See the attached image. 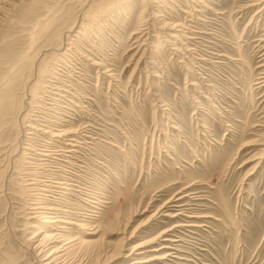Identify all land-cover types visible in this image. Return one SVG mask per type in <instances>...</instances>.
<instances>
[{"label":"rangeland","instance_id":"1","mask_svg":"<svg viewBox=\"0 0 264 264\" xmlns=\"http://www.w3.org/2000/svg\"><path fill=\"white\" fill-rule=\"evenodd\" d=\"M252 2L0 0V264L48 263L53 234L72 244L49 264H128L168 238L145 264H264ZM40 196L66 222L29 218Z\"/></svg>","mask_w":264,"mask_h":264},{"label":"bare ground","instance_id":"2","mask_svg":"<svg viewBox=\"0 0 264 264\" xmlns=\"http://www.w3.org/2000/svg\"><path fill=\"white\" fill-rule=\"evenodd\" d=\"M253 2L252 3H254V5H257V4H259V3H261V5L264 7V0H252ZM262 10V9H261ZM260 10V11H261ZM259 11V12H260ZM179 31V30H178ZM171 36H175L174 34L173 35H171ZM174 38V37H173ZM264 48V47H263ZM24 63V62H23ZM12 84V83H11ZM70 133V132H69ZM61 135V134H60ZM55 136H56V134H55ZM59 136V135H58ZM61 136H63V135H61ZM261 143V142H260ZM261 145H262V149H261V154H264V140L262 141V143H261ZM260 156V155H259ZM262 157V156H261ZM261 157H257L258 159H260ZM258 164H260V160L258 161V162H256L255 163V168L257 167V166H259ZM32 193V192H31ZM34 194V193H33ZM34 198V197H33ZM182 198V196H178V197H174L172 200H169L168 201V203L170 204V203H172L170 206H168V205H166V204H163L162 205V207L161 208H164V207H167V209H169V208H171V207H173V206H176L177 204H176V202L178 201V200H180ZM37 201H36V203H34V205L33 206H35L34 208H32V211H31V214H32V216H29V218H32V219H39V220H41V222H42V220L44 221V222H46L49 226H52V227H56V226H60V223L61 222H66V221H64V220H60V219H58L57 218V216H52V215H49L48 213H44L43 211V209L45 208L43 205H39V203H40V200H42L41 199V196L40 197H38L37 199H36ZM48 205V204H47ZM182 205V204H181ZM175 208V207H174ZM31 209V208H30ZM50 209V208H49ZM53 209V208H52ZM55 209V208H54ZM57 209V208H56ZM55 211V210H54ZM165 211H167V210H165ZM179 212V211H178ZM168 213H169V211H168ZM180 213V212H179ZM163 214H165L166 215V212H163ZM171 214V213H170ZM178 214V213H177ZM177 214L176 215H172V216H177ZM168 215V214H167ZM59 216V215H58ZM171 216V215H170ZM171 216V217H172ZM67 220V219H66ZM43 222V223H44ZM74 223V222H73ZM67 224V223H66ZM68 224H70V222L68 223ZM190 224V223H189ZM195 224V223H194ZM193 223H191L190 224V226H195ZM41 225V224H40ZM77 225V224H76ZM179 225V224H178ZM185 225V224H184ZM41 227H42V225H41ZM46 228V227H45ZM85 227H83V229H84ZM67 229V228H66ZM82 229V228H81ZM90 229V228H89ZM42 230V229H41ZM62 230V229H61ZM39 231V230H38ZM82 231H84V230H82ZM56 232V231H55ZM40 233H41V231H40ZM40 233H38V234H40ZM52 233V232H51ZM92 233V232H91ZM36 238H38V236H37V234H36ZM131 238V237H130ZM47 239V240H46ZM60 237L59 236H55L54 237V234L53 235H51V236H49V235H46V236H44V237H40V238H38L35 242H36V244H35V246H34V248H35V250H38V252L40 251V252H46V248L47 247H49V249L48 250H50L49 251V253H47V255L45 256L46 258H50V261L48 262V263H46V264H49L50 262H56L57 261V259L58 258H60L61 256H62V253H64L70 246H71V244H72V241H66L65 243L66 244H64L63 246H55V242L56 241H60ZM48 240H50V242H48V244H46V242L48 241ZM173 241H176V240H174V239H171V238H168V239H166L165 240V242L160 246V247H157V246H154V247H152V248H150V249H148V250H144V248H143V246H145L147 243H148V241L147 242H145V243H139V244H137V245H135L134 247H132L130 250L129 249H127V250H129L128 252H123L124 250H125V248L123 249V251H121L120 252V256H122V257H124V258H129V260H131L132 262H130V263H128V264H145V263H150V262H153L154 260H157V259H162V258H164V259H167L168 257H163V256H161V255H165L166 253L165 252H162V250H164V249H167V248H171V246H172V243L171 242H173ZM85 242H87V241H85ZM71 243V244H70ZM89 243V242H88ZM52 245V246H51ZM147 252H151V257H149V259H148V257L145 255ZM125 253V254H124ZM145 255V256H144ZM168 256H171V255H168ZM116 257V256H115Z\"/></svg>","mask_w":264,"mask_h":264}]
</instances>
